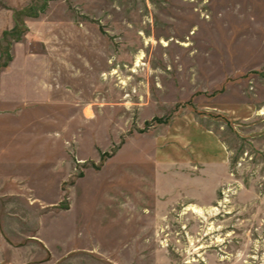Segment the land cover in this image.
<instances>
[{
    "label": "rangeland",
    "instance_id": "374dc122",
    "mask_svg": "<svg viewBox=\"0 0 264 264\" xmlns=\"http://www.w3.org/2000/svg\"><path fill=\"white\" fill-rule=\"evenodd\" d=\"M185 116L204 208L148 164ZM0 264H264V0H0Z\"/></svg>",
    "mask_w": 264,
    "mask_h": 264
},
{
    "label": "crops",
    "instance_id": "0c3cea01",
    "mask_svg": "<svg viewBox=\"0 0 264 264\" xmlns=\"http://www.w3.org/2000/svg\"><path fill=\"white\" fill-rule=\"evenodd\" d=\"M172 121L167 134L155 139L156 149L148 162L153 165L154 191L163 192L161 197L166 196L170 203L184 201L204 208L201 193L209 185L205 178L210 176L209 168L227 164L223 146L200 122L187 116Z\"/></svg>",
    "mask_w": 264,
    "mask_h": 264
},
{
    "label": "bare ground",
    "instance_id": "6f19581e",
    "mask_svg": "<svg viewBox=\"0 0 264 264\" xmlns=\"http://www.w3.org/2000/svg\"><path fill=\"white\" fill-rule=\"evenodd\" d=\"M139 63H140V60H139L138 64H139ZM138 64H137V65H138Z\"/></svg>",
    "mask_w": 264,
    "mask_h": 264
}]
</instances>
